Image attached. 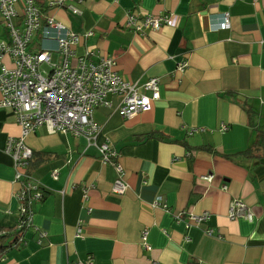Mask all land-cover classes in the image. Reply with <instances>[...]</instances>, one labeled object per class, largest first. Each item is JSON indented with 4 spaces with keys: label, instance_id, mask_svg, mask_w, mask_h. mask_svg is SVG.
<instances>
[{
    "label": "crops",
    "instance_id": "obj_1",
    "mask_svg": "<svg viewBox=\"0 0 264 264\" xmlns=\"http://www.w3.org/2000/svg\"><path fill=\"white\" fill-rule=\"evenodd\" d=\"M52 1L36 3L43 25L28 52L55 50L54 40L41 39L52 18L81 36L77 57L93 52V63L114 60L128 83L158 79L159 99L129 120L120 116L119 97L94 113L101 136L119 155L123 195L112 193L119 179L114 166L103 164L82 138L48 134L44 127L26 137L32 152L28 174L43 198L32 206L25 243L4 253L0 264H76L88 258L93 264H264V147L253 150L264 133V0H82L78 17L50 6ZM16 8L22 31V4ZM224 13L229 30H212ZM131 15L169 21L138 32L127 23ZM11 40L0 15V44ZM0 64L13 67L7 55L0 54ZM19 135L13 113L0 109L4 230L18 221L21 184L5 145ZM234 200L252 221L229 218ZM204 214L201 224L189 220ZM41 232L46 236L40 238Z\"/></svg>",
    "mask_w": 264,
    "mask_h": 264
},
{
    "label": "built area",
    "instance_id": "obj_2",
    "mask_svg": "<svg viewBox=\"0 0 264 264\" xmlns=\"http://www.w3.org/2000/svg\"><path fill=\"white\" fill-rule=\"evenodd\" d=\"M38 0H0V15L6 25L11 43L0 44V54L7 55L12 69L0 64V109L10 110L20 128L16 139H8L5 153L11 158L14 178L20 182L21 190L16 194L18 201L17 229L23 232L32 226L35 202L43 198L39 185L35 184L28 174V165L32 152L24 143L27 136L38 128L44 127L48 134H70L85 140L88 147L95 148L103 164L114 166L119 179L112 185V193L123 195L126 185L122 181V168L118 163V154L101 136V127L95 121L94 113L99 107H109L111 97L121 99L120 116L129 120L151 110L152 102L159 99V80L149 79L145 84L128 83L117 73V64L110 58H99L91 62L93 52L77 57L75 48L81 36L71 32L69 28L47 18L41 33L42 40H54L55 50L41 48L28 52L35 32L42 30L41 11L36 4ZM82 0H55L50 6L64 8L73 16H81ZM22 4L21 16L24 28L19 31L16 19L19 17L16 5ZM169 21V17H150L138 19L128 16L127 23L134 30H159ZM230 28L229 15L224 13L221 21L212 30L226 31ZM92 33L83 35L90 37ZM54 52L61 58L59 64H51ZM47 69H43V67ZM186 65L178 67L183 71ZM53 177L55 175L53 174ZM207 179V178H206ZM159 201L155 202L158 205ZM206 214L190 215L189 220L201 224L207 220ZM229 218L253 220L245 205L234 200L230 204ZM211 234V231L208 232ZM40 238L46 236L41 232ZM147 231L141 235V243L146 246ZM24 244L23 236L19 244ZM40 245V241L38 242ZM93 264L88 258L86 263Z\"/></svg>",
    "mask_w": 264,
    "mask_h": 264
},
{
    "label": "trees",
    "instance_id": "obj_3",
    "mask_svg": "<svg viewBox=\"0 0 264 264\" xmlns=\"http://www.w3.org/2000/svg\"><path fill=\"white\" fill-rule=\"evenodd\" d=\"M259 142L256 144L257 149H253L259 151L260 148L264 147V133L259 132L258 135ZM253 150L251 152H253ZM25 232L22 230L15 229L12 230H4L0 228V257L6 253L8 250L17 248L19 244V239L24 235Z\"/></svg>",
    "mask_w": 264,
    "mask_h": 264
},
{
    "label": "rangeland",
    "instance_id": "obj_4",
    "mask_svg": "<svg viewBox=\"0 0 264 264\" xmlns=\"http://www.w3.org/2000/svg\"><path fill=\"white\" fill-rule=\"evenodd\" d=\"M54 61V62H53ZM55 61H58V57H53L52 59H51V64H59L62 60H61V58L59 57V62L58 63H55ZM98 62V61H97Z\"/></svg>",
    "mask_w": 264,
    "mask_h": 264
}]
</instances>
